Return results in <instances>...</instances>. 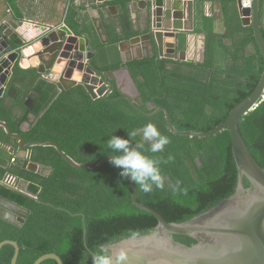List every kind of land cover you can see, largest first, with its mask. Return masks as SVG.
Here are the masks:
<instances>
[{"label": "trees", "instance_id": "16d2710c", "mask_svg": "<svg viewBox=\"0 0 264 264\" xmlns=\"http://www.w3.org/2000/svg\"><path fill=\"white\" fill-rule=\"evenodd\" d=\"M221 3L230 33H215L212 19H203L206 26L198 32L206 36L203 62L150 56L127 63L109 58L101 62L105 72L130 68L143 106L136 108L130 101L118 99L116 91L108 99L98 100H93L82 86L58 93V87L36 70L16 66L10 86L17 89V94L14 99H0V120L13 133L22 135L26 143L54 142L76 162L94 165L111 156L106 142L112 135L127 139L128 132L152 122L171 141L162 153L145 151L153 159L162 160L165 184L151 193H144L136 185L138 201L170 223H182L206 212L236 189L238 172L229 130L209 138L178 136L170 132L164 113L150 114L164 107L178 130L209 132L226 122L230 112L258 87L264 59L253 29L242 26L236 0ZM68 21L73 29L78 27L73 15ZM19 26L15 24L14 29ZM11 41L16 48L24 45L17 33L12 34ZM118 43L116 37L111 41L114 48ZM107 50H102V56L107 57ZM186 50L182 35L179 51ZM30 98L33 110L26 107ZM30 113L38 119L23 132L22 123L28 121ZM239 130L264 169V102L240 122ZM139 140L136 137L133 144ZM0 143L16 146L17 141L0 127ZM148 147L145 144V150ZM4 155L9 156L7 152ZM169 156L173 157L171 161ZM13 159L0 158V196L29 210L30 215L21 227L0 218V243H18L17 264H34L50 253L57 254L65 264H92L90 250L95 253L100 246L147 234L158 225L153 215L134 206L127 178L121 177V169L110 162L99 170L75 169L55 148L38 146L32 148V160L47 174H35L15 166ZM7 175L27 182V189L2 184ZM175 239L193 244L188 237ZM14 253L12 246H4L0 264H11ZM42 264L57 263L48 260Z\"/></svg>", "mask_w": 264, "mask_h": 264}, {"label": "water", "instance_id": "95a60500", "mask_svg": "<svg viewBox=\"0 0 264 264\" xmlns=\"http://www.w3.org/2000/svg\"><path fill=\"white\" fill-rule=\"evenodd\" d=\"M34 2L46 0H32ZM74 3V0H62ZM98 5L108 4L114 0H96ZM117 6L104 9V12H116L123 30L124 18L128 14L132 21V34L129 40L119 43L138 52L133 60L145 57H156L157 60L187 61V52L179 51L181 31L194 32L195 0H119ZM93 5L87 2L86 5ZM241 24L251 27L254 38L264 59L263 6L264 0H236ZM120 10V12H119ZM78 11V10H77ZM79 12V11H78ZM109 18V16H107ZM134 17L136 19H134ZM93 18V27L103 43L106 37L104 25ZM81 23V22H80ZM121 28V29H122ZM87 28L73 30L63 24L49 28L22 47H14L9 41L14 31L0 25V99H14L17 89L10 86L13 70L16 66L22 69H34L48 82L58 86V93L82 86L93 100L108 99L113 93L118 99H125L139 108L144 105L137 82L128 67L105 72L102 69V50L95 47L93 34ZM196 62L204 61L206 36L198 35ZM264 102V71L256 90L238 104L229 114L228 120L209 132L180 131L172 123L169 111L164 107L157 108L150 116L164 113L171 133L178 136L209 138L229 130L232 151L237 167V185L235 192L209 210L182 223L167 222L157 211L138 201L136 184L127 178L132 200L139 210L153 215L158 225L147 234L121 239L104 246L112 256L114 264H264V169L253 157L240 130V122ZM29 110L34 109L30 98L26 102ZM151 109L153 105L149 104ZM34 120V117H32ZM26 123V132L30 129ZM7 135L17 141L16 146L6 145L11 156H15V166L35 174H43L44 167L32 160L33 147H52L75 169L88 168L99 170L109 163L111 156L97 165L78 163L60 149L54 142L26 143L22 135L13 133L10 127L0 120ZM8 148V149H7ZM20 180V179H19ZM248 182V187H246ZM28 183L20 180V188L26 190ZM30 215V211L0 196V218L21 227ZM84 222V238L86 224ZM184 236L192 239L187 245L175 239ZM15 249L11 264H17L20 247L17 242L6 240L0 243V252L4 246ZM87 249L88 246L85 244ZM94 252L90 250L92 256ZM123 254L124 259L118 258ZM53 260L65 264L55 253L40 257L34 264Z\"/></svg>", "mask_w": 264, "mask_h": 264}, {"label": "crops", "instance_id": "0c3cea01", "mask_svg": "<svg viewBox=\"0 0 264 264\" xmlns=\"http://www.w3.org/2000/svg\"><path fill=\"white\" fill-rule=\"evenodd\" d=\"M91 1L93 2L92 6L90 4L86 5L87 2L91 3ZM73 2L71 4V2L67 3L62 0H46L43 2H34L32 0H0V25L12 29L25 43L32 41L49 28H56L63 24L70 27L68 20L73 15V22L78 27L75 29L70 28L77 31L80 27L84 26V29L87 28V32L93 34L94 44L97 49H108L107 57L102 56L101 58L102 63L108 62L106 58L110 60L118 59L123 62L124 60L133 59L134 56H138V52L131 50L129 46L124 45L123 50L119 47V43L129 40L134 36L131 33L133 27L130 16L127 14L124 18L125 30H123L115 11L112 13L103 11L108 7L117 6L122 1L114 0V2L110 1V3L108 1V4L103 5H98L96 0H74ZM194 2V32H180L181 36L183 35L186 38L187 61H196L198 35H204L198 32L202 33L201 31L206 26V22L203 20L205 17L212 19L213 31L215 33H230V30L226 26L221 0H195ZM262 12L264 30V6ZM93 18L98 19L97 21L104 25L106 37L103 39V43L93 27ZM134 19L136 18L134 17ZM15 24H20V26L14 29ZM114 37L119 40L116 48L111 45ZM9 41L12 42L11 37ZM2 151L9 154L8 150H6V145L0 143V158L4 156L9 161L11 157H15H9L10 154L9 156L4 155Z\"/></svg>", "mask_w": 264, "mask_h": 264}, {"label": "clouds", "instance_id": "9594fccd", "mask_svg": "<svg viewBox=\"0 0 264 264\" xmlns=\"http://www.w3.org/2000/svg\"><path fill=\"white\" fill-rule=\"evenodd\" d=\"M127 135V139L112 135L107 140V147L112 153L110 163L121 169V177L130 178L144 193H151L154 188L162 189L165 184L160 167L162 160L153 159L145 151L162 153L171 143L170 138L152 122L128 132ZM138 136L140 140L133 144ZM145 144L149 145L147 150ZM172 159V156L168 157V161ZM118 259L123 260V254ZM92 264H114V261L104 246H100L99 251L92 254Z\"/></svg>", "mask_w": 264, "mask_h": 264}, {"label": "built area", "instance_id": "2783aa9c", "mask_svg": "<svg viewBox=\"0 0 264 264\" xmlns=\"http://www.w3.org/2000/svg\"><path fill=\"white\" fill-rule=\"evenodd\" d=\"M188 60V58H187ZM12 162L14 163L15 160L13 159ZM2 184H5L11 188L19 189L20 188V180L12 175H7L2 182Z\"/></svg>", "mask_w": 264, "mask_h": 264}, {"label": "flooded vegetation", "instance_id": "af4514ba", "mask_svg": "<svg viewBox=\"0 0 264 264\" xmlns=\"http://www.w3.org/2000/svg\"><path fill=\"white\" fill-rule=\"evenodd\" d=\"M44 80H46V78H43ZM54 84V83H53ZM56 85V84H55ZM57 86V85H56ZM58 87V86H57ZM63 92V91H62ZM114 93V92H113ZM35 107V106H34ZM16 114H20V113H16ZM19 116H22V115H19ZM32 117H34V120H32ZM38 119V117L36 116V114L35 113H30L29 115H28V121H26V122H23L22 123V128H21V130L23 131V130H26V123H30V125L32 126V124L36 121ZM31 126H30V128H31ZM30 130V129H29ZM29 130H27V131H29ZM26 131V132H27ZM43 174H47V170L46 169H44V173Z\"/></svg>", "mask_w": 264, "mask_h": 264}]
</instances>
